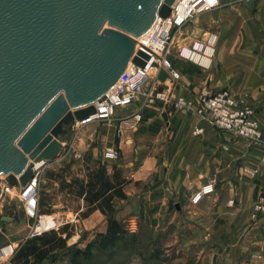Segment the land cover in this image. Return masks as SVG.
<instances>
[{
	"label": "crops",
	"instance_id": "0c3cea01",
	"mask_svg": "<svg viewBox=\"0 0 264 264\" xmlns=\"http://www.w3.org/2000/svg\"><path fill=\"white\" fill-rule=\"evenodd\" d=\"M221 2L213 10L227 8ZM243 4L249 18L264 8V0H245ZM217 37L209 68H198L201 71L197 75L187 67L177 68L181 73L173 95L194 98L198 93L227 89L255 107V118L264 132V77L257 78L256 83L253 77L238 79L235 65L228 63L233 60V42L228 37L220 41L218 34ZM189 38L192 39H185ZM241 42L237 39L235 44ZM131 109L132 105L121 108V116L130 114ZM153 110H159L162 117L166 114L167 119L160 121ZM198 123V117L190 111L158 104L143 109L133 134H125L123 129L119 132L121 172L125 171L128 182L123 186L125 197L116 202L117 218L148 220L152 226L180 215L182 220L199 224L198 264H264V214L251 216L253 203L264 192L262 148L208 127L203 134L194 135L192 131ZM132 144L133 153L128 157ZM75 164L81 166L79 162ZM207 182H213L214 191L193 203L192 196ZM103 219L104 214L97 209L82 218L84 227L74 225V237L87 235L85 240L77 239L76 246H86L93 236L88 231ZM102 226L105 229L104 222ZM98 230L101 229L95 232ZM39 264L54 262L44 260Z\"/></svg>",
	"mask_w": 264,
	"mask_h": 264
},
{
	"label": "water",
	"instance_id": "95a60500",
	"mask_svg": "<svg viewBox=\"0 0 264 264\" xmlns=\"http://www.w3.org/2000/svg\"><path fill=\"white\" fill-rule=\"evenodd\" d=\"M173 2L0 0V176L10 186L60 156L130 58L145 65L143 51L131 57L134 39Z\"/></svg>",
	"mask_w": 264,
	"mask_h": 264
},
{
	"label": "rangeland",
	"instance_id": "374dc122",
	"mask_svg": "<svg viewBox=\"0 0 264 264\" xmlns=\"http://www.w3.org/2000/svg\"><path fill=\"white\" fill-rule=\"evenodd\" d=\"M243 1L245 0H223L227 8L220 7L223 8L221 12L219 8L198 13L181 27L180 33L175 31L169 58L179 75L181 72L177 68L180 67H187L190 73L196 75L203 68L180 57L177 53L178 49L187 47L195 40H200L204 35L214 32L218 34L219 41L224 37L231 38L234 52L233 60L228 63L235 65L238 79L253 77L256 83L257 78L264 77V8L256 16L249 18L243 9ZM230 5H232L231 8ZM214 18L218 19L215 21ZM187 36L192 39L186 40ZM237 39H242L241 44H235ZM174 89L175 87L171 88L172 93ZM158 104L166 107L172 105L159 101L143 109L158 107ZM135 109H137L136 103L132 104L129 112L132 113ZM153 111L155 113L152 114H156L162 121L163 117L159 115V110ZM118 117H121V108L116 112V119L111 122L96 120L78 125L60 156L39 168L36 180L38 204L34 216L31 217L25 211L23 203L19 200L20 186H14L9 194L0 198V248L9 243L16 246L15 253L5 258V264H22V260L13 259L20 247L28 239L51 231L59 233L62 237L69 233L65 247L56 249L44 259L54 264H198L200 255L198 246L201 243V237L197 229L199 225L197 221L182 220L180 215L174 220L167 222L161 220L152 226L148 220L134 221L130 218L118 220L119 207H116V202L121 198L113 201V217L121 225V234L115 243L106 245L103 242V235L108 225V217L104 215L102 222L101 220L96 222V227L88 231L93 236L86 246H76L77 239L85 240L87 237L86 233L81 232H79L81 233L79 238L74 237V225L79 229L84 227L81 220L85 218L83 212L86 210V203L71 189V179L85 178L88 170H104L108 174L119 170L122 177L126 176L124 170L121 172L122 153L119 147L121 144L119 130H125V134H133L134 130L121 128ZM111 147L119 151L118 156L114 159H105L103 152ZM131 153H133V144L128 157H131ZM76 162H79L81 166L77 167ZM1 176L4 177V175ZM46 216L47 219H45ZM42 220L47 223L46 228H37L39 221ZM103 222L105 229L103 226L101 228ZM35 228L42 232L34 234ZM98 228L101 230L95 232ZM29 264L35 263L30 261Z\"/></svg>",
	"mask_w": 264,
	"mask_h": 264
},
{
	"label": "built area",
	"instance_id": "2783aa9c",
	"mask_svg": "<svg viewBox=\"0 0 264 264\" xmlns=\"http://www.w3.org/2000/svg\"><path fill=\"white\" fill-rule=\"evenodd\" d=\"M195 1V6L189 8L191 2L187 0L185 4L188 5L181 10L176 4L178 0H174L167 17L157 16L150 28L134 39V51L131 57L138 51H143L149 57L145 61V65L139 66L133 63L130 58L116 82L100 100L93 103L95 112L86 119L77 121L80 122L79 125L96 120L111 122L116 119V112L119 108L136 103L137 109L132 113L117 118L121 128L131 129L141 121L142 109L145 106L161 101L164 104L171 103L174 109L190 111L198 117L199 123L192 131L194 135L203 134L207 127L222 130L261 146L264 155V132L255 118V107L245 98H237L227 89L213 93H201L194 98L175 96L172 93L171 88L176 86L180 76L169 58L175 31L183 27L198 13L213 10L221 2V0ZM186 8H188L187 11H185ZM217 39V34L210 32L202 39L192 42L191 45L179 48L177 53L180 57L192 61L202 68H209L212 64ZM160 70L167 73V78L164 81L158 78ZM121 130L119 131L121 132ZM118 153L119 151L114 147L106 148L103 157L114 159ZM32 170L33 177L26 187L20 186L19 192V200L31 217L37 211L36 180L39 174V169L35 167V164ZM13 188L14 186H10L6 182L5 176H0V198L9 194ZM213 191V182H207L194 193L191 200L196 203L201 197ZM260 214H264V192L253 203L251 216L256 218ZM37 228H35L34 234L42 232ZM15 251L16 246L12 243L1 247L0 264H5V258L11 257Z\"/></svg>",
	"mask_w": 264,
	"mask_h": 264
},
{
	"label": "trees",
	"instance_id": "16d2710c",
	"mask_svg": "<svg viewBox=\"0 0 264 264\" xmlns=\"http://www.w3.org/2000/svg\"><path fill=\"white\" fill-rule=\"evenodd\" d=\"M127 182L128 179L122 177L119 170L112 174L104 170H88L85 178L73 177L70 181L75 195L82 197L86 203L83 215L98 209L108 217L107 231L103 235L106 245L114 244L121 234V225L113 217V201L125 197L123 186ZM68 237L69 233L62 237L55 231L34 236L20 247L13 259L22 260V264H29L30 261L40 263L56 249L64 248Z\"/></svg>",
	"mask_w": 264,
	"mask_h": 264
},
{
	"label": "bare ground",
	"instance_id": "6f19581e",
	"mask_svg": "<svg viewBox=\"0 0 264 264\" xmlns=\"http://www.w3.org/2000/svg\"><path fill=\"white\" fill-rule=\"evenodd\" d=\"M191 2V6L189 7V6H187V7H189V8H192L193 6H195V4H196V1L194 0V3H193V0H188V2ZM187 2V0H178V2H176V4H178L179 5V9H181V10H183L184 9V6H186V5H188V4H185ZM188 10V8H186V10L185 11H187ZM80 123V122H79ZM79 123L76 121V123H75V126L76 125H79ZM43 165V163L42 162H37V163H35V167L37 168V169H39V168H41V166ZM45 216V215H44ZM43 216V217H44ZM45 219H47V216L45 217ZM46 224L47 223H45L43 220L40 222V224H39V226H38V228H43V227H45L46 228ZM52 225V224H51ZM48 226V225H47ZM49 227V226H48ZM50 228V227H49Z\"/></svg>",
	"mask_w": 264,
	"mask_h": 264
}]
</instances>
